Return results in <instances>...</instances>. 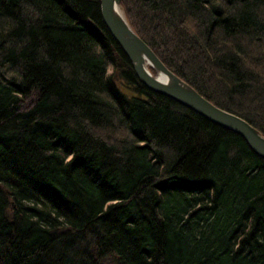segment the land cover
I'll list each match as a JSON object with an SVG mask.
<instances>
[{"label":"trees","instance_id":"obj_1","mask_svg":"<svg viewBox=\"0 0 264 264\" xmlns=\"http://www.w3.org/2000/svg\"><path fill=\"white\" fill-rule=\"evenodd\" d=\"M120 5L264 137V0ZM0 264H264V160L143 86L99 0H0Z\"/></svg>","mask_w":264,"mask_h":264},{"label":"water","instance_id":"obj_2","mask_svg":"<svg viewBox=\"0 0 264 264\" xmlns=\"http://www.w3.org/2000/svg\"><path fill=\"white\" fill-rule=\"evenodd\" d=\"M99 1L104 26L129 59L137 80L143 86L208 122L233 132L244 140L256 156L264 160V137L260 132L238 116L214 106L170 72L132 30L121 8V0Z\"/></svg>","mask_w":264,"mask_h":264},{"label":"bare ground","instance_id":"obj_3","mask_svg":"<svg viewBox=\"0 0 264 264\" xmlns=\"http://www.w3.org/2000/svg\"><path fill=\"white\" fill-rule=\"evenodd\" d=\"M190 111V110H189ZM219 127V126H218ZM221 128V127H220ZM223 129V128H222ZM257 130V129H256ZM228 131V130H227ZM258 131V130H257ZM259 132V131H258ZM233 133V132H232ZM261 134V133H260ZM262 135V134H261ZM241 138V137H240ZM242 139V138H241ZM243 140V139H242ZM244 141V140H243Z\"/></svg>","mask_w":264,"mask_h":264}]
</instances>
